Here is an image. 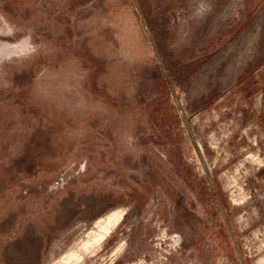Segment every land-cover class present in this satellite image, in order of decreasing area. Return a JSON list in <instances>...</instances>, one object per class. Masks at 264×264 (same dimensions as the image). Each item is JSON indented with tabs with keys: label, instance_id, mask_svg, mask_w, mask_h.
<instances>
[{
	"label": "rangeland",
	"instance_id": "1",
	"mask_svg": "<svg viewBox=\"0 0 264 264\" xmlns=\"http://www.w3.org/2000/svg\"><path fill=\"white\" fill-rule=\"evenodd\" d=\"M9 31L0 264L124 208L77 264H264V0H0Z\"/></svg>",
	"mask_w": 264,
	"mask_h": 264
},
{
	"label": "bare ground",
	"instance_id": "2",
	"mask_svg": "<svg viewBox=\"0 0 264 264\" xmlns=\"http://www.w3.org/2000/svg\"><path fill=\"white\" fill-rule=\"evenodd\" d=\"M124 214L125 208L111 210L102 216L99 220H97L96 226L90 230L88 234H86V239H82L79 243H77L78 246L75 245L77 248H71L67 250L63 255L60 256V258H58V261H55L53 264H77L84 256L83 253H91L96 250L98 251L105 238L122 220Z\"/></svg>",
	"mask_w": 264,
	"mask_h": 264
},
{
	"label": "clouds",
	"instance_id": "3",
	"mask_svg": "<svg viewBox=\"0 0 264 264\" xmlns=\"http://www.w3.org/2000/svg\"><path fill=\"white\" fill-rule=\"evenodd\" d=\"M0 35H7L10 38L14 35V32L12 31H9L7 33L0 32ZM26 44L28 45L26 49L27 56H31L35 54V52L37 51V47L31 42L30 36L26 38ZM14 59H18V58L10 55L0 54V66H3L5 63H11Z\"/></svg>",
	"mask_w": 264,
	"mask_h": 264
}]
</instances>
